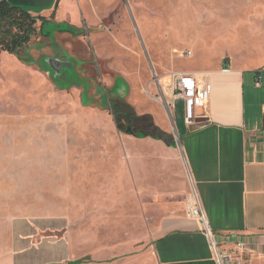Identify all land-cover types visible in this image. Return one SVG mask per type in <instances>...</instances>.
<instances>
[{
  "label": "rangeland",
  "instance_id": "obj_1",
  "mask_svg": "<svg viewBox=\"0 0 264 264\" xmlns=\"http://www.w3.org/2000/svg\"><path fill=\"white\" fill-rule=\"evenodd\" d=\"M231 3L241 0H105L98 15L112 12L86 36L60 35L51 22L21 53L26 63L0 52V264L19 263L25 235L65 240L67 224L74 253L93 264H155V227L181 204V153L119 132L106 94L122 78L135 113L176 136L183 106L168 120L154 78L227 68ZM48 58L70 63L77 79L69 67L55 76Z\"/></svg>",
  "mask_w": 264,
  "mask_h": 264
},
{
  "label": "crops",
  "instance_id": "obj_2",
  "mask_svg": "<svg viewBox=\"0 0 264 264\" xmlns=\"http://www.w3.org/2000/svg\"><path fill=\"white\" fill-rule=\"evenodd\" d=\"M6 1L32 16L77 28L100 26L112 12L104 7L107 16L98 15L105 0ZM225 11L227 68L180 72L211 84L205 109L196 111L191 126L184 118L179 126L173 124L175 146L130 136L135 142L162 145L171 153L179 148L181 153V204L155 227L151 247L155 264H217L201 223L186 215L185 197L191 184L221 250L233 260L236 241L244 240L241 264H264V0H241L228 4ZM93 18L98 22L95 26L90 23ZM256 73L261 76L258 87L254 85ZM176 102L183 106L181 100ZM150 115L159 129L171 133ZM49 231L56 235L58 229ZM69 234L67 224L65 240L56 237L35 243L25 235L18 243L17 264H93L87 256L74 253ZM45 254L48 260H38Z\"/></svg>",
  "mask_w": 264,
  "mask_h": 264
},
{
  "label": "trees",
  "instance_id": "obj_3",
  "mask_svg": "<svg viewBox=\"0 0 264 264\" xmlns=\"http://www.w3.org/2000/svg\"><path fill=\"white\" fill-rule=\"evenodd\" d=\"M54 23L43 17L32 16L29 12L9 4L6 0H0V52L7 53L22 63L27 59L21 57V53L37 39L47 38L43 28L47 23ZM57 33L68 34L73 38L86 35L84 28L72 25L54 23ZM258 73H256L257 75ZM107 93L109 109L115 120L119 132L137 139L151 138L164 142L168 146H175V142L169 134L159 129L150 115L138 116L125 99L114 94Z\"/></svg>",
  "mask_w": 264,
  "mask_h": 264
},
{
  "label": "built area",
  "instance_id": "obj_4",
  "mask_svg": "<svg viewBox=\"0 0 264 264\" xmlns=\"http://www.w3.org/2000/svg\"><path fill=\"white\" fill-rule=\"evenodd\" d=\"M190 56V53L186 54ZM166 84H162L159 78H154V85L157 88V97L165 116L172 121L174 105L177 100L183 102L184 122L187 126L197 118L196 111L205 109L211 96V84L202 77H198L192 73L172 72L165 76ZM261 76H255L254 85L260 86ZM186 215L192 220H197L201 223L203 233L205 234L214 259L217 264H241L243 260L242 254L246 251V243L243 240H237L236 256L232 260L231 254L223 252L216 242L215 235L210 230L206 219L203 215L199 199L197 197L194 186H191L190 194L186 199Z\"/></svg>",
  "mask_w": 264,
  "mask_h": 264
},
{
  "label": "water",
  "instance_id": "obj_5",
  "mask_svg": "<svg viewBox=\"0 0 264 264\" xmlns=\"http://www.w3.org/2000/svg\"><path fill=\"white\" fill-rule=\"evenodd\" d=\"M51 61L52 62V66H51V69L54 71V75L57 76L61 69L62 68H71L72 65L69 63V65L65 66L66 64L65 63H62L59 59H51V58H48L47 61ZM114 84H115V90H114V94H117L119 97H121L122 99H125L127 94H128V86L127 84L125 83V81L120 78V77H116L114 79Z\"/></svg>",
  "mask_w": 264,
  "mask_h": 264
},
{
  "label": "flooded vegetation",
  "instance_id": "obj_6",
  "mask_svg": "<svg viewBox=\"0 0 264 264\" xmlns=\"http://www.w3.org/2000/svg\"><path fill=\"white\" fill-rule=\"evenodd\" d=\"M82 28H84V27H82ZM84 29H85V28H84ZM60 35H63V36H64V35H67V34H61V33H60ZM68 36L71 37V38H73V37L70 36V35H68ZM85 36H86V35H85ZM77 38H79V37H77ZM40 40H42V39H40ZM35 55H37L38 57L40 56V55H38V54H35ZM71 69H73V72L70 73V74H72V75L75 74V75H76V79H77L78 76H77V74H76L75 68H74V67H71ZM68 74H69V73H68ZM106 92H107V90H106Z\"/></svg>",
  "mask_w": 264,
  "mask_h": 264
}]
</instances>
